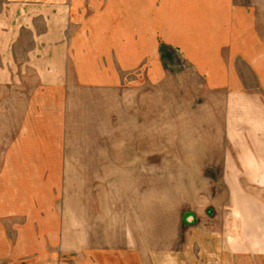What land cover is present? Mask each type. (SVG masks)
Returning a JSON list of instances; mask_svg holds the SVG:
<instances>
[{
	"label": "crops",
	"instance_id": "crops-1",
	"mask_svg": "<svg viewBox=\"0 0 264 264\" xmlns=\"http://www.w3.org/2000/svg\"><path fill=\"white\" fill-rule=\"evenodd\" d=\"M10 1L34 3L30 17L46 25L26 28L38 42L20 65L11 60L26 88L21 121L1 149L0 242L13 248L0 252L1 263L264 264V134L261 155L200 157V176L215 187L197 235L160 232L158 198L144 235L136 184L143 147L159 146L153 123L143 136L137 91L158 82L171 52L221 94L264 96V0ZM94 18L106 23L76 27ZM250 114L257 111L230 108L226 129L216 118L214 146L248 145L235 132L260 130L247 125Z\"/></svg>",
	"mask_w": 264,
	"mask_h": 264
},
{
	"label": "rangeland",
	"instance_id": "rangeland-1",
	"mask_svg": "<svg viewBox=\"0 0 264 264\" xmlns=\"http://www.w3.org/2000/svg\"><path fill=\"white\" fill-rule=\"evenodd\" d=\"M37 10L34 3L23 6L17 1L0 0V156L1 149L4 150V145L13 137L15 128L21 121L22 115L16 111L22 102V91L26 88L20 80L22 76L15 75L18 68L14 67L11 60L15 59L16 66L20 65L26 56H30L33 44L38 42L37 36L30 34L26 29L31 27L38 32L46 25L43 19L33 15L30 17V14ZM58 21L61 22L47 20V25L49 23L50 26L55 25ZM82 21L85 23L76 27L88 26L96 30L99 26L103 27L102 23L105 22L96 18ZM115 27L111 21L112 33L117 31L118 28ZM128 38L129 36L127 40ZM170 55L172 56L170 62L167 59L164 61L158 82L144 81L137 91L143 102V122L148 126V129L144 127L143 136L150 138V125L153 123L155 128L157 126L159 142L157 149L143 147L144 174L142 179L136 180L137 186L143 187L144 190L143 234L150 233L146 219L150 218L152 206V214L155 217L154 208L158 198L157 214L160 225L163 226L160 227V232L168 230L169 233L173 231L175 234L197 235L205 193L210 189L214 191L215 187V180L200 176L199 159L203 155L214 154L215 149L223 153L261 155L264 96H259L255 100L231 98L227 96L225 89L221 94L214 88V84L204 81V77L186 66L176 53L171 52ZM234 106L257 111V114L245 117H248L246 120L248 126H255L260 130L235 132L240 138L246 139L248 143L246 146L216 148L214 146L216 118L219 117V123L226 129V123L230 118L227 111ZM222 134L224 139L227 131H223ZM226 143L230 145L229 140ZM151 157L153 168L156 166L157 169L150 173V162L147 160ZM239 182L245 192L247 180L241 179ZM210 208L214 211L213 206ZM187 218L190 221H187ZM10 245L12 246V243L8 245L0 242V252L13 250L12 247L9 248ZM192 251H195L197 256V243H192ZM0 264H3L1 260Z\"/></svg>",
	"mask_w": 264,
	"mask_h": 264
}]
</instances>
